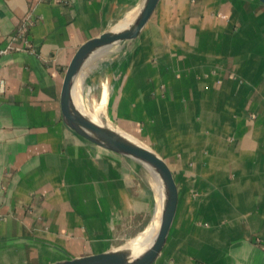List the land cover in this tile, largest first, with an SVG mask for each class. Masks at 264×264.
<instances>
[{
	"label": "crops",
	"instance_id": "obj_1",
	"mask_svg": "<svg viewBox=\"0 0 264 264\" xmlns=\"http://www.w3.org/2000/svg\"><path fill=\"white\" fill-rule=\"evenodd\" d=\"M144 1L0 0L1 46L13 47L0 60V264L108 252L150 225L147 170L78 136L60 103L78 48ZM81 77L101 96L85 113L174 174L179 207L154 264H264V6L160 0L136 40L93 57Z\"/></svg>",
	"mask_w": 264,
	"mask_h": 264
},
{
	"label": "water",
	"instance_id": "obj_2",
	"mask_svg": "<svg viewBox=\"0 0 264 264\" xmlns=\"http://www.w3.org/2000/svg\"><path fill=\"white\" fill-rule=\"evenodd\" d=\"M264 6V0H258ZM160 0H145L129 23L124 20L111 30L83 43L74 54L65 72L61 91V111L66 126L88 142L120 156L149 164L159 175L164 187V207L160 228L153 244L140 254L122 246L108 252L72 258L55 264H154L163 252L179 207V189L168 162L143 141L105 121H94L79 109L73 89L87 62L98 52L123 42L136 40L150 21ZM128 22L127 24H123ZM123 25V26H122ZM134 137V136H133ZM135 138V137H134Z\"/></svg>",
	"mask_w": 264,
	"mask_h": 264
},
{
	"label": "bare ground",
	"instance_id": "obj_3",
	"mask_svg": "<svg viewBox=\"0 0 264 264\" xmlns=\"http://www.w3.org/2000/svg\"><path fill=\"white\" fill-rule=\"evenodd\" d=\"M144 3H145V1H144ZM108 50L109 49H107V50L104 49V50L98 52L97 54H95L93 57H96V56L99 57L100 55L106 54V52ZM93 57H91L90 60H92ZM83 90H84L83 89V79L81 76H79L77 78V81H76L74 89H73V97H74V101H75L77 107L85 113V111L87 112V109L85 108V105H84V100H83L84 91ZM137 162L140 165H142L147 171H149V173L151 175L152 182H153L154 189H155V193H156L157 210H158L157 215L154 218V223L156 220L155 227H153L151 230H148V231L146 230L144 233H142L140 236H138L136 239L138 242H136L135 245L132 243V240L129 243H127V245H125L126 248L132 250L135 254H140L143 251H145L146 249H148L153 244V242L155 241V239L157 237V234H158L159 228H160V221H161L162 211H163V207H164L165 195H164L163 183H162L159 175L157 174V172L149 164H144V163L139 162V161H137ZM133 246H136V247L130 248Z\"/></svg>",
	"mask_w": 264,
	"mask_h": 264
},
{
	"label": "rangeland",
	"instance_id": "obj_4",
	"mask_svg": "<svg viewBox=\"0 0 264 264\" xmlns=\"http://www.w3.org/2000/svg\"><path fill=\"white\" fill-rule=\"evenodd\" d=\"M84 90H85V88H84ZM83 90V91H84ZM86 90H87V86H86ZM96 96L94 97V99L95 100H92L91 99V97H88L87 95H86V91H84V94H83V100H85V103H86V105H87V107H89V108H91L96 102H100V100H101V96H99V92L97 91L96 92ZM86 99H88V102H87V100ZM85 103H84V105H85ZM85 108H86V106H85ZM87 109V108H86ZM146 175H147V177H148V179L149 180H151L150 179V177H151V175H150V173H149V171H146ZM157 201H156V206H155V212H154V215H153V218H152V221H151V223H150V225L146 228V230L148 231V230H151L153 227H155V225H156V220H155V223H154V218H155V216L157 215ZM145 230V231H146ZM144 231V232H145ZM144 232H142V233H144ZM141 233V234H142ZM141 234H139L138 236H140ZM137 236V237H138ZM137 237L136 238H134V239H132V243L135 245V243L136 242H138L136 239H137ZM131 241V240H130ZM130 241H128L127 243H129ZM127 243H126V245H127ZM136 246H133V247H130V248H135Z\"/></svg>",
	"mask_w": 264,
	"mask_h": 264
},
{
	"label": "built area",
	"instance_id": "obj_5",
	"mask_svg": "<svg viewBox=\"0 0 264 264\" xmlns=\"http://www.w3.org/2000/svg\"><path fill=\"white\" fill-rule=\"evenodd\" d=\"M19 38L14 37L13 41H17ZM12 50H13V47L11 44L8 45L7 47H2L1 46V40H0V60L4 56L8 55ZM5 92H6V82H5V80L0 78V95H3Z\"/></svg>",
	"mask_w": 264,
	"mask_h": 264
}]
</instances>
